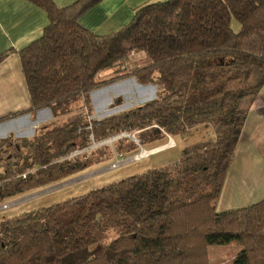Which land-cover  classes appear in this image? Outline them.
Here are the masks:
<instances>
[{
  "label": "trees",
  "instance_id": "1",
  "mask_svg": "<svg viewBox=\"0 0 264 264\" xmlns=\"http://www.w3.org/2000/svg\"><path fill=\"white\" fill-rule=\"evenodd\" d=\"M28 1L49 23L18 51L31 104L26 112L49 108L60 117L77 106L85 111L43 125L30 139L0 138V202L122 154L121 145L112 152L103 145L97 156L68 157L93 141L138 131V144H159L200 126L212 136L182 148L175 162L2 217L0 264H210L209 246L231 241L242 248L230 264H264V199L215 209L264 83V0L152 1L107 34L79 23L101 0L65 7ZM136 53L144 59L129 67ZM129 76L158 86L156 96L89 119L90 92Z\"/></svg>",
  "mask_w": 264,
  "mask_h": 264
},
{
  "label": "crops",
  "instance_id": "2",
  "mask_svg": "<svg viewBox=\"0 0 264 264\" xmlns=\"http://www.w3.org/2000/svg\"><path fill=\"white\" fill-rule=\"evenodd\" d=\"M74 1L76 0H53L57 7H65ZM152 1L157 0H101L80 17L79 23L96 34H107L128 22L137 7ZM48 23L47 13L28 0H0V54L7 52L0 62V138L12 134L30 139L43 125L65 116L54 117L49 108H42L35 115L26 112L31 104L18 51L40 37ZM122 79L114 83L132 86L133 82L138 85L134 77ZM149 99L151 97L146 100ZM8 115L12 116L7 117ZM170 141L174 143L173 139H169L156 146L168 144ZM262 199L264 83L247 112L215 209L222 212Z\"/></svg>",
  "mask_w": 264,
  "mask_h": 264
},
{
  "label": "rangeland",
  "instance_id": "3",
  "mask_svg": "<svg viewBox=\"0 0 264 264\" xmlns=\"http://www.w3.org/2000/svg\"><path fill=\"white\" fill-rule=\"evenodd\" d=\"M238 27L239 24L234 21L233 28L238 30ZM142 59H144L143 53H136L130 58L128 66L135 67ZM130 77L133 78V76H129L127 78ZM127 83L128 82H125V84ZM157 87L158 86L155 84L144 85L138 83L137 85L132 82V86H128V84L124 85L118 82L95 89L90 92L93 111L89 119H101L110 114L134 107L142 103L148 97L154 98L158 91ZM107 101L110 102L106 103ZM79 108L80 107L77 106L72 113L47 124L51 127L59 124L60 122H67V120H71L76 114L83 113L85 111L84 108ZM137 132L138 131L122 132L99 142L93 141L87 148L69 153V158L80 152L86 155L95 152L94 154L97 156V151L101 149L99 148L100 146L108 145L111 152L117 149L120 145L122 146V150H120L122 154L112 152V156L114 154V157L111 156L112 158L106 162L74 173L66 178L56 181V183L53 182L48 185L17 194L13 197H9L5 199V202L1 201L0 219L2 217L14 216L40 206L60 202L69 197L86 193L93 188L102 186L103 184L144 172L153 167L175 162L178 160L182 148L212 136V132L208 127H194L189 130L186 135H168L164 138V140H159L160 143H163L169 141V139H173L174 143L170 141L168 144L156 146V142L149 144L145 143L143 145L138 144L139 140ZM119 138H124V141L121 144H113V142ZM127 149H129V151ZM142 151H147V153L137 157V155L142 153ZM241 248L242 246L237 241L210 245V264H230L232 258L241 250Z\"/></svg>",
  "mask_w": 264,
  "mask_h": 264
},
{
  "label": "bare ground",
  "instance_id": "4",
  "mask_svg": "<svg viewBox=\"0 0 264 264\" xmlns=\"http://www.w3.org/2000/svg\"><path fill=\"white\" fill-rule=\"evenodd\" d=\"M147 153V151H143L142 153H140L139 155H137V157H140L141 155H145Z\"/></svg>",
  "mask_w": 264,
  "mask_h": 264
}]
</instances>
